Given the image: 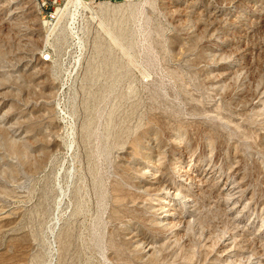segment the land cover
I'll return each mask as SVG.
<instances>
[{
  "label": "rangeland",
  "instance_id": "1",
  "mask_svg": "<svg viewBox=\"0 0 264 264\" xmlns=\"http://www.w3.org/2000/svg\"><path fill=\"white\" fill-rule=\"evenodd\" d=\"M46 20L0 0V264H264V0Z\"/></svg>",
  "mask_w": 264,
  "mask_h": 264
},
{
  "label": "bare ground",
  "instance_id": "2",
  "mask_svg": "<svg viewBox=\"0 0 264 264\" xmlns=\"http://www.w3.org/2000/svg\"><path fill=\"white\" fill-rule=\"evenodd\" d=\"M125 1H128V0H122V2H125ZM122 2L119 3V2H114V1H110V0H100V1H96V2H89L86 0H66L65 5L58 9L56 21L51 23V24H49L48 21H46V24H48L50 27L49 31L53 32L54 30H56V28L59 26V24L62 22V20L64 18L66 19L65 21L67 23L68 20H70V18L72 19V21H76L79 16H83V15H86L89 13L91 14L92 17H93V15L94 16L96 15L97 17H99V15L101 16V14L107 13V11H109V12L115 11L116 7L120 4H122ZM68 26H69V23H68ZM44 55H45V53L41 55L40 59H42L43 61H49L50 58H48V56H46L44 58ZM150 165H152V164L148 163V165H146L145 167H147V166L149 167ZM181 174L183 175V173H181ZM188 176H190V175H188ZM180 180H183V178H180ZM200 180H202V179H200ZM190 182H189V184L193 183L192 180ZM224 189H226V190L229 189L227 182L224 185ZM164 192L165 193L161 196L162 197L161 200L166 204H164V206H162V207H158L159 211H158L157 221L160 224H163L165 226H170V225H173L174 220L176 219L175 218L176 212L173 211L171 208H169V206H167V205H169V204L171 205L172 201H175L177 198H180V197L183 199L182 202L185 205H190L191 202L194 200H193L192 195H188V196H186V194L184 195L183 191L180 188L176 187L175 185L167 186L166 191H164ZM147 246H149V244ZM146 251L148 252L150 250H146Z\"/></svg>",
  "mask_w": 264,
  "mask_h": 264
},
{
  "label": "built area",
  "instance_id": "3",
  "mask_svg": "<svg viewBox=\"0 0 264 264\" xmlns=\"http://www.w3.org/2000/svg\"><path fill=\"white\" fill-rule=\"evenodd\" d=\"M62 1L64 2V5H65L66 0H35L37 6L41 10V14H43L44 18H47L46 21H48L49 24L56 21L57 12H58V9L60 8L61 3H63ZM86 1L96 2V1H100V0H86ZM110 1H113V0H110ZM83 16L89 17L92 20H95L98 18L96 15L95 16L93 15V17H92L90 13L83 15ZM80 17H82V16H79L78 18H80ZM71 21H72V19L70 18V20H68L70 28L73 27L74 24L76 23V21H72V22ZM46 56H48V58H50L49 55H44V58Z\"/></svg>",
  "mask_w": 264,
  "mask_h": 264
}]
</instances>
